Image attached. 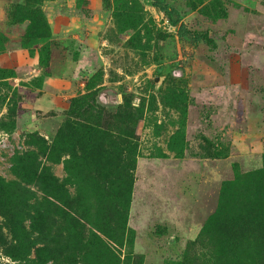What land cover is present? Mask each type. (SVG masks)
Returning a JSON list of instances; mask_svg holds the SVG:
<instances>
[{
  "label": "rangeland",
  "instance_id": "rangeland-1",
  "mask_svg": "<svg viewBox=\"0 0 264 264\" xmlns=\"http://www.w3.org/2000/svg\"><path fill=\"white\" fill-rule=\"evenodd\" d=\"M158 2L0 0V264H264V11Z\"/></svg>",
  "mask_w": 264,
  "mask_h": 264
},
{
  "label": "crops",
  "instance_id": "crops-1",
  "mask_svg": "<svg viewBox=\"0 0 264 264\" xmlns=\"http://www.w3.org/2000/svg\"><path fill=\"white\" fill-rule=\"evenodd\" d=\"M235 1V8L231 9V19L236 24L239 32L249 28L250 14L255 10L264 11V6L259 3V0H233ZM257 55L254 53L245 52L237 57L235 64L232 66V73H239L243 78L244 73L250 69V66L256 64ZM240 77V76H238ZM233 80L234 74H233ZM242 80V79H241ZM241 82L240 78L237 83Z\"/></svg>",
  "mask_w": 264,
  "mask_h": 264
},
{
  "label": "trees",
  "instance_id": "trees-1",
  "mask_svg": "<svg viewBox=\"0 0 264 264\" xmlns=\"http://www.w3.org/2000/svg\"><path fill=\"white\" fill-rule=\"evenodd\" d=\"M153 1H154L156 6H160V3L158 2V0H153ZM171 10H173V8H171Z\"/></svg>",
  "mask_w": 264,
  "mask_h": 264
},
{
  "label": "water",
  "instance_id": "water-1",
  "mask_svg": "<svg viewBox=\"0 0 264 264\" xmlns=\"http://www.w3.org/2000/svg\"><path fill=\"white\" fill-rule=\"evenodd\" d=\"M157 81V80H156Z\"/></svg>",
  "mask_w": 264,
  "mask_h": 264
}]
</instances>
